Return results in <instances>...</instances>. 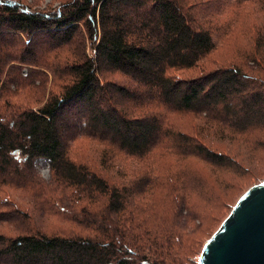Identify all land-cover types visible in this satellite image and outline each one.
Segmentation results:
<instances>
[{
  "label": "trees",
  "instance_id": "16d2710c",
  "mask_svg": "<svg viewBox=\"0 0 264 264\" xmlns=\"http://www.w3.org/2000/svg\"><path fill=\"white\" fill-rule=\"evenodd\" d=\"M53 2L0 0V264H180L197 217L152 158L244 170L212 146L259 141L264 0ZM238 30L250 48L204 67Z\"/></svg>",
  "mask_w": 264,
  "mask_h": 264
},
{
  "label": "rangeland",
  "instance_id": "374dc122",
  "mask_svg": "<svg viewBox=\"0 0 264 264\" xmlns=\"http://www.w3.org/2000/svg\"><path fill=\"white\" fill-rule=\"evenodd\" d=\"M24 3L34 5L32 8L39 10L45 9V6L49 4L55 6L53 0H24ZM241 15V19L247 24L259 19L257 15H247L246 12ZM244 26L242 25V27ZM244 36H246V33L238 30L234 36L229 37L227 41L218 46L209 55L204 67L209 69L214 68L219 66L223 60H226L223 64H229L231 58L237 56V45L239 44L250 48V45L247 43V37ZM258 76L263 77L262 74ZM115 78L119 79L117 76ZM173 120L181 128L190 126H194L195 128L196 124H198V119L195 120L191 115L185 113L173 114ZM247 136H250L251 140H253L254 136L259 139V141H255L256 145L252 143V149H249L250 147L247 143H242L236 139L215 141V146H212L217 151L240 154L244 167V170L241 172L222 171L219 168L197 160H191L190 163L182 161L183 165H179L173 163L171 159L167 161L159 153L157 154L161 157L153 156L152 161L157 164L161 171H166L167 169H170L172 172L176 171L177 181H183L185 185L184 192L188 194V203L192 205L191 211L195 214L194 217H197L193 221H188L189 225L192 226L191 231L183 234L178 241L177 249L180 264H196L197 255L200 254L203 244L217 223L229 211L230 207L236 203L235 201H237L245 187L264 176V124L254 126ZM82 150L87 152L88 147L85 145ZM37 167L38 176L47 181L50 171L45 159L39 160ZM60 221L58 218H52L45 223L46 226L48 225L51 228L67 225L65 222ZM2 228L3 226L0 225V231L8 234L7 229Z\"/></svg>",
  "mask_w": 264,
  "mask_h": 264
},
{
  "label": "water",
  "instance_id": "95a60500",
  "mask_svg": "<svg viewBox=\"0 0 264 264\" xmlns=\"http://www.w3.org/2000/svg\"><path fill=\"white\" fill-rule=\"evenodd\" d=\"M244 191L203 244L198 264H264V176Z\"/></svg>",
  "mask_w": 264,
  "mask_h": 264
}]
</instances>
